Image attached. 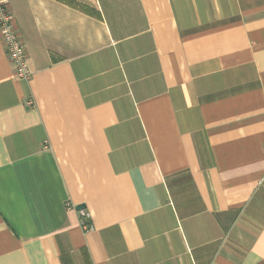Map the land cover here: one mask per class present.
Segmentation results:
<instances>
[{
  "label": "crops",
  "instance_id": "obj_1",
  "mask_svg": "<svg viewBox=\"0 0 264 264\" xmlns=\"http://www.w3.org/2000/svg\"><path fill=\"white\" fill-rule=\"evenodd\" d=\"M5 3L0 264H264V0Z\"/></svg>",
  "mask_w": 264,
  "mask_h": 264
},
{
  "label": "built area",
  "instance_id": "obj_2",
  "mask_svg": "<svg viewBox=\"0 0 264 264\" xmlns=\"http://www.w3.org/2000/svg\"><path fill=\"white\" fill-rule=\"evenodd\" d=\"M0 38L6 56L14 69V76L19 80H29L32 71L28 64L25 45L19 36L14 24V16L7 7L5 0H0ZM28 104L33 105V100L29 99ZM264 151V149H263ZM80 226L84 230L93 228L90 222V214L85 209H80Z\"/></svg>",
  "mask_w": 264,
  "mask_h": 264
},
{
  "label": "water",
  "instance_id": "obj_3",
  "mask_svg": "<svg viewBox=\"0 0 264 264\" xmlns=\"http://www.w3.org/2000/svg\"><path fill=\"white\" fill-rule=\"evenodd\" d=\"M84 207H85L84 204H77V205L75 206V208H76L77 210H80V209H82V208H84Z\"/></svg>",
  "mask_w": 264,
  "mask_h": 264
}]
</instances>
